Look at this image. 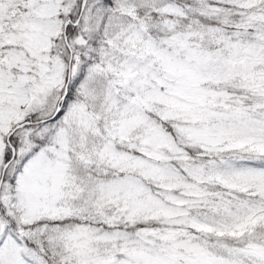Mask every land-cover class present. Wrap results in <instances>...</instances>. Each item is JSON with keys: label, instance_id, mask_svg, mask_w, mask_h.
<instances>
[{"label": "snow or ice", "instance_id": "1", "mask_svg": "<svg viewBox=\"0 0 264 264\" xmlns=\"http://www.w3.org/2000/svg\"><path fill=\"white\" fill-rule=\"evenodd\" d=\"M0 264H264V0H0Z\"/></svg>", "mask_w": 264, "mask_h": 264}]
</instances>
